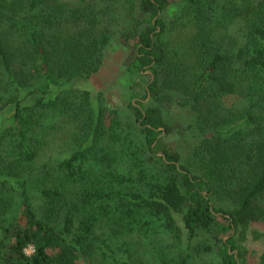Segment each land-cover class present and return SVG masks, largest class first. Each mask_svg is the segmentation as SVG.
Returning a JSON list of instances; mask_svg holds the SVG:
<instances>
[{
  "label": "trees",
  "instance_id": "obj_1",
  "mask_svg": "<svg viewBox=\"0 0 264 264\" xmlns=\"http://www.w3.org/2000/svg\"><path fill=\"white\" fill-rule=\"evenodd\" d=\"M254 1L257 22L235 51L217 24L233 12L227 0H181L167 20L171 0H0V111L13 108L0 128V264H193L209 254L247 264L239 239L264 221V0ZM189 28L182 51L169 34ZM129 35L131 68L150 80L127 120L79 85ZM148 99L191 111L200 140L190 157L164 141L175 128ZM59 128L66 158L53 148Z\"/></svg>",
  "mask_w": 264,
  "mask_h": 264
},
{
  "label": "rangeland",
  "instance_id": "obj_2",
  "mask_svg": "<svg viewBox=\"0 0 264 264\" xmlns=\"http://www.w3.org/2000/svg\"><path fill=\"white\" fill-rule=\"evenodd\" d=\"M260 2L254 0H227V8L233 9V12L224 9L221 15L227 13V17L221 18L217 24L220 25V33L223 31L221 34L229 31L231 35L229 37H233V48L235 51L236 48L245 45L250 26L254 22H257V10L255 7ZM180 4L181 0H171L169 9L164 15L166 20L175 14L176 9L181 6ZM169 36L171 40H173L174 46L181 48L182 51H186V46L192 37V30L189 28L188 30H184L183 33L176 31L170 33ZM234 42L236 43V47L234 46ZM135 44L136 39L133 35L127 36L126 40L119 37L115 38L113 42L115 47L108 50L106 53V59L102 70L94 75L87 84L79 85V87H84V85L87 86L89 90L94 92V95L103 93V98L107 107L119 110L127 120H130L133 115L130 104L142 101V97L144 96L143 90L147 87L150 80L148 74L141 75L131 68L132 63L137 58ZM135 94H138L139 97L134 98ZM143 102L145 105H158L149 99ZM226 104L229 108L235 107V109H244L246 100L241 99V97H230L227 98ZM158 106L162 109L167 123L175 128L170 135H164V141L170 146L180 150L185 158L190 157L196 144L200 140L194 129L195 118L193 114L188 109L180 108L172 100H166L163 104ZM12 112L13 108L11 107H5L0 111V128L8 126ZM67 134V129L61 130L59 128L53 135L55 139L53 148L56 149L57 158H66L69 155L67 150L66 153L60 151L66 149L63 147V144L68 142ZM45 149H47V147H45ZM50 153L51 149L48 148L46 151V154H48L47 157H49ZM218 199H222V202L219 201V205H222V203L227 201L226 199H228V197L225 195L223 197L216 196V203H218ZM35 205L37 209L40 210V201L36 202ZM20 213L21 205L17 204L15 214L20 215ZM175 219L181 227L184 239L187 240V232L184 225V212L176 213ZM218 219L220 224L225 227V230L218 232L219 237L227 239L229 236V230L227 229L228 222L224 219ZM244 234L245 236L240 237L239 243L248 251L247 264H259L261 256L264 254V221L252 222L245 228ZM211 237L213 238V236ZM207 238L208 236H204V240ZM33 253V248L27 250L28 255H32ZM217 258L216 255L209 254L207 260L193 264H217Z\"/></svg>",
  "mask_w": 264,
  "mask_h": 264
},
{
  "label": "crops",
  "instance_id": "obj_3",
  "mask_svg": "<svg viewBox=\"0 0 264 264\" xmlns=\"http://www.w3.org/2000/svg\"><path fill=\"white\" fill-rule=\"evenodd\" d=\"M103 66H104V64H103ZM103 68V67H102ZM102 70V69H101Z\"/></svg>",
  "mask_w": 264,
  "mask_h": 264
}]
</instances>
